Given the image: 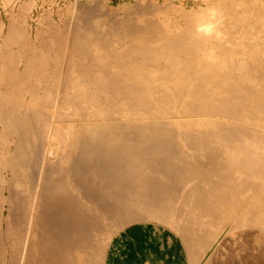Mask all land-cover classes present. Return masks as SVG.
Here are the masks:
<instances>
[{"label":"bare ground","instance_id":"obj_1","mask_svg":"<svg viewBox=\"0 0 264 264\" xmlns=\"http://www.w3.org/2000/svg\"><path fill=\"white\" fill-rule=\"evenodd\" d=\"M141 1L27 37L2 0L0 264H103L136 223L187 264H264V0Z\"/></svg>","mask_w":264,"mask_h":264},{"label":"crops","instance_id":"obj_2","mask_svg":"<svg viewBox=\"0 0 264 264\" xmlns=\"http://www.w3.org/2000/svg\"><path fill=\"white\" fill-rule=\"evenodd\" d=\"M179 237L154 224H131L108 244L103 264H187Z\"/></svg>","mask_w":264,"mask_h":264},{"label":"rangeland","instance_id":"obj_3","mask_svg":"<svg viewBox=\"0 0 264 264\" xmlns=\"http://www.w3.org/2000/svg\"><path fill=\"white\" fill-rule=\"evenodd\" d=\"M20 1H21V3H20ZM76 1L77 0H74V1L73 0H10V4L6 7V9L7 10L10 9L13 12H16V11L18 12V10L20 8H23V6L31 5L28 7L26 12L24 13V20H25V25H26V26L24 25V27H25L24 36L27 34L26 36L28 37L29 36L28 34H30L31 29L35 26V24L33 23V20L38 16L39 13H41L44 10L48 11V12H52L54 14L55 13L56 14L72 13V12H74L73 7L75 5V4H73V2L76 3ZM78 1H81L82 4H86L90 0H78ZM136 1L137 0H113V4H117V3L122 2V4L125 3V4L131 5V4L135 3ZM157 1L160 3H170L172 0H157ZM173 1L175 4H179L180 2H183L184 4H186L187 8H190L189 5H191L190 3H188V4L186 3L187 0H173ZM197 1H199V0H197ZM23 3L24 4L26 3V5H24ZM140 3H142L141 0H140ZM143 3H146V2L143 1ZM42 4H44V5H42ZM67 5H69L70 7ZM66 6H67V9H66ZM15 8H16V10H15ZM64 9L66 11H64ZM3 12H5V11L3 8L2 0H0V13H3ZM226 262H229V259H227Z\"/></svg>","mask_w":264,"mask_h":264}]
</instances>
